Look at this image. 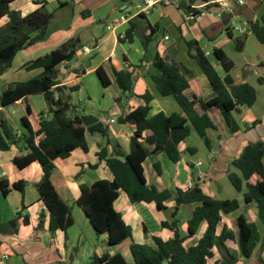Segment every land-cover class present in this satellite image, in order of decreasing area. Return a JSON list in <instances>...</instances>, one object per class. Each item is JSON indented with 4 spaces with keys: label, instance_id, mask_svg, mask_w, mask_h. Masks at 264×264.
I'll return each instance as SVG.
<instances>
[{
    "label": "crops",
    "instance_id": "0c3cea01",
    "mask_svg": "<svg viewBox=\"0 0 264 264\" xmlns=\"http://www.w3.org/2000/svg\"><path fill=\"white\" fill-rule=\"evenodd\" d=\"M42 5L54 13L49 35L44 41L17 53L12 67L0 76V95L10 85L26 82L41 74L42 70L39 69L27 71L24 68L25 64L50 53L69 39L79 37L81 48L77 51L75 59L68 64L67 68L60 67L61 86L78 85L80 88L77 92H81L82 78L94 75L98 80L95 71L100 66L104 68L112 84L108 88L100 84L98 87L101 92L100 96L104 98V92L113 86H116L118 90L110 116H107L105 108L96 106V97L89 92L87 93L88 104L93 105L94 110H90L91 108H87L84 104L76 105L73 102V96L77 92L71 93V102L78 107L79 112L93 114L108 126L110 138L118 145V154L129 152V141L135 127L119 123V127L113 128L109 121L114 119L118 122L119 117L145 105L142 99L145 94L148 93L152 97L149 103L151 108L149 116L160 112L167 115L181 113L175 100L172 97H162L148 77L149 72H154L152 61L156 53L168 62L181 63L191 70L194 73L193 80L196 82L198 95L204 99L213 98L215 93L201 72L197 60L189 55L185 40L195 41L221 76L224 75V71L214 56V49H222L234 61L235 68L231 72L232 77L235 81L241 79L243 83L251 84L257 91V99L252 107H241L234 114L241 127L235 133L230 132L217 109L209 112L216 127L207 130L208 139L216 143L215 151H209L212 160L209 171H197L193 169V164L191 168L186 162L181 167L175 165L171 169H164L161 163L167 158L165 153H158L148 158L143 165L148 185H156L173 192L176 189L187 190L189 185L201 176L203 179H199L200 187L206 195L218 200L228 199L217 197H220L222 181L228 178V173L237 172L231 167L232 161L241 155L249 143L256 141L264 143V44H261L250 30V22L260 21L264 15V0H243L242 4L239 0H222L216 3L209 13L194 22H187L177 5L158 7L148 13L135 16L136 11L132 12L133 8L136 10L135 0H17L11 6L25 16ZM108 8H111V15L119 11V13H124V16L120 20L112 19L104 12ZM128 16L129 18L124 22L123 18ZM7 22V17L2 18L0 27ZM131 22L136 26L133 42L119 40L124 36ZM101 24L106 25L103 36L95 38L94 30ZM115 24L118 25L114 27ZM171 32L177 33L181 41H172ZM137 38L141 40L143 55L138 64H133L129 53ZM85 47L91 50L89 54L83 53ZM119 50L122 52L123 62L118 60ZM192 53L195 54L194 51ZM99 55H101L100 58H97ZM238 63L243 64L240 71ZM113 68L118 71L134 72L135 84L132 94L122 93L115 83ZM187 94L190 95L191 91ZM27 105L31 109L29 116L26 110ZM10 107L19 109V117L13 116V113L17 111L10 112L8 109ZM48 109L42 94H31L11 106L4 108L0 106V121H6L15 133L21 134L23 130L20 126V119L22 117H27L33 129H36L38 116L43 112L46 113ZM87 141L89 151L86 153L77 149L68 158L57 159L56 169L51 177L62 200L72 207L75 224L66 233L58 230L52 234L49 230V213L40 201L36 188L43 176L41 167L35 163L25 169H19L13 160L20 154L21 149L0 151V178L9 185L7 196H4L0 190V221L8 222L17 213L21 215L17 233L0 234V264H90L95 257H100L106 252L107 239L105 236L96 235L85 213L77 205L80 185L92 186L98 180L112 179L106 162L98 157L106 140L99 134H88ZM180 149L184 152L190 148L183 143ZM108 151L115 155L114 145H108ZM181 161L182 158L178 163ZM153 162L160 163L161 174L155 171ZM255 180L256 177L252 179L253 182ZM212 181L215 184L214 188ZM16 183H20L23 192L13 188ZM230 198L237 199L240 202V208L236 212L222 216L217 235L224 227L236 232L232 222L244 216L257 225L261 239H264V227L259 222L256 206L246 204L243 193L237 191ZM114 205L125 223L131 227L135 243L155 247L153 240L155 237L162 240L174 237L173 231L162 226V223H171L173 220L174 197L166 203L167 209L161 211L155 203H133L121 191ZM199 205V203L186 204L178 209L176 217L179 221L178 230L179 234L185 237V247L197 245L206 231V223H203L193 236H189L188 221ZM75 209L78 213L74 211ZM41 213H44V223L42 228H38ZM24 217L28 218L27 223L24 222ZM226 244L237 259L235 264H260L259 255L264 260L262 240L257 244L249 259L242 256L236 242L229 240ZM130 245L131 241L127 240L111 248L108 254L114 256L120 253L128 263H133ZM214 254L213 258L208 259L207 264H222V254L217 248L214 249Z\"/></svg>",
    "mask_w": 264,
    "mask_h": 264
},
{
    "label": "trees",
    "instance_id": "16d2710c",
    "mask_svg": "<svg viewBox=\"0 0 264 264\" xmlns=\"http://www.w3.org/2000/svg\"><path fill=\"white\" fill-rule=\"evenodd\" d=\"M17 0H0V20L8 18V22L0 27V76L12 67L18 52L44 41L49 35L50 24L54 13L42 5L35 11L23 16L12 8ZM210 0H180L177 4L184 16H197L200 10L194 6L203 5ZM215 4H208L203 10H210ZM85 14V13H83ZM250 30L257 40L264 44V15L260 21L250 22ZM136 26L130 23L121 41L133 42ZM152 31L150 32L151 35ZM189 55L197 60L201 72L211 85L215 96L211 99L199 97L194 73L183 64L166 61L159 53L153 57L152 68L148 77L162 97H172L181 109V113L167 115L160 112L149 116V103L152 97L147 93L142 96L145 105L119 117L118 122L135 127L129 141V152L118 154V145L110 138L107 125L93 114L78 111L73 105L71 93L77 92L79 86H61L60 67L67 68L81 48V40L74 37L63 43L57 49L40 56L27 64V71L42 70L41 74L26 82L14 83L0 95V106L8 107L19 100L26 99L31 94H42L49 107L46 113L38 116V127L33 129L27 117L20 119L21 134L15 133L6 121H0V151H9L12 146L21 149L13 162L19 169H25L37 163L43 172L41 181L36 185L39 199L49 213V230L52 234L61 230L67 232L75 219L72 207L62 200L56 191L51 177L56 169L57 159H66L72 152L81 149L89 151L88 134H99L106 140L98 154L100 160L106 162L112 174L111 180H98L92 186L80 185V197L77 205L88 218L97 236L110 237L106 242V252L95 257L90 264H207L208 259L215 256L217 248L222 254V264H235L236 257L227 247L231 240L238 244L241 254L249 259L257 244L264 239L258 232L257 225L244 216L235 219L232 224L236 232L224 227L217 235L218 225L222 216L236 212L240 208L237 199H214L206 195L200 187V181L187 190L162 189L156 185H148L144 172V163L158 153H165L167 158L178 163L182 158L181 144L185 143L192 129L211 148L207 130L215 129L209 112L217 109L231 133L241 129L234 114L241 107H252L257 99L256 89L249 83L234 85L235 79L231 72L235 68L232 61L222 49H214V56L223 68L221 76L204 53L193 40H185ZM147 47L145 43V48ZM195 52L193 54L192 52ZM115 83L122 93H133L135 74L133 71L112 69ZM95 74L100 84L108 88L112 82L104 68L100 66ZM69 93H65V91ZM188 91L191 94L188 95ZM27 115L31 109L27 105ZM184 113V115H182ZM108 145H114L115 155L108 151ZM194 153L193 149H188ZM191 168L193 165L189 164ZM231 167L237 172H229L228 179L233 188L243 193L246 204H254L258 219L264 227V143L256 141L249 143L241 155L232 161ZM153 168L162 173L159 162H153ZM256 177L253 182L252 179ZM13 188L23 192L20 183ZM0 190L4 196L9 194V185L1 180ZM124 192L133 203H155L159 210H166V203L174 197L175 209L171 223L164 222L162 226L174 232V237L162 240L155 237V247L137 244L133 241L132 229L125 223L120 212L115 208V201L120 192ZM199 203L188 221L189 236H193L201 224L206 223V231L197 245L185 247V237L179 234L176 218L181 205ZM20 213L8 222L0 221V234L17 233ZM39 226L43 227L44 213L39 216ZM24 222L28 218L24 217ZM130 240V252L133 263H128L125 257L118 253L108 254L123 242ZM260 264H264L261 255Z\"/></svg>",
    "mask_w": 264,
    "mask_h": 264
},
{
    "label": "rangeland",
    "instance_id": "374dc122",
    "mask_svg": "<svg viewBox=\"0 0 264 264\" xmlns=\"http://www.w3.org/2000/svg\"><path fill=\"white\" fill-rule=\"evenodd\" d=\"M135 11H136L135 8H133L132 12L134 13ZM104 12L108 16L110 15L112 17V19L117 18L118 20H120L122 18V16H124V13L123 14L119 13V11H117L116 14L111 15V8L106 9ZM171 35L173 36L172 41L173 40L181 41L180 37L177 33L171 32ZM126 47L128 48V45H126ZM142 55H143L142 43H141V40H139L137 38L135 40V43L132 45V51L129 53V57H130L133 64H138L139 59L141 58ZM100 56L101 55H99L97 58H100ZM117 56H118V60L123 62L121 50H119L117 52ZM242 67H243V64L242 65L239 64L238 70L240 71L242 69ZM99 86H100V83L94 77V75L82 78V80H81V87H82L81 92H77L74 94L73 102L76 105L84 104V106H86L87 108H91L90 110H94L95 107L93 105L88 104L87 93L89 92L90 94H92L96 97V101H95L96 106L101 107V108H105L107 110V116L109 117L111 109L115 105L114 100H115L116 96L118 95V90H117L116 86H113L110 89H108L106 92H104L105 97L102 98L100 96L101 92H100V90H98ZM8 109L10 110V112H12L14 110L17 111L15 113H13V116L15 118L19 117V111H18L19 109L17 107H10ZM110 125H111V127L116 128V127H119V122H116L115 124L111 123ZM209 142H210L211 148H208L205 145L204 141L194 131V129H192V131H191L189 137L186 139L185 143L187 144V146L190 149H193L195 152L190 153L189 151H184L182 153L181 163H177V164H174V163L170 162L167 158H165L164 161H162V163H161L163 168L164 169H171L175 165H177L178 167H181L186 162V163L191 164V165L193 164L194 165L193 169H197V171L208 172L210 165H211V162H212L209 151L214 152L215 147H216V143L214 141L209 139ZM199 163H201V164H199ZM222 183H223V187H222L220 194H219L220 197H217V198H228L229 199L230 197L234 196L236 190L231 185L229 179L225 178L222 181ZM214 185L215 184L212 181V187L213 188L215 187ZM74 211L76 213H78V211L76 209Z\"/></svg>",
    "mask_w": 264,
    "mask_h": 264
},
{
    "label": "built area",
    "instance_id": "2783aa9c",
    "mask_svg": "<svg viewBox=\"0 0 264 264\" xmlns=\"http://www.w3.org/2000/svg\"><path fill=\"white\" fill-rule=\"evenodd\" d=\"M135 1H136L135 16L141 15L143 13H148L151 10L158 8V7H163V6H168V5H177L180 2V0H135ZM221 1L222 0H210V2L205 3L203 5L194 6L195 9H198L201 11L200 14H198L197 16H192V15L186 16L185 17L186 21L187 22H194V21L199 20L201 18V16L210 12V10H203L202 9L203 7H205L208 4H216V3H219ZM239 2L242 4L243 0H239ZM128 18H129V16L124 17L123 21L125 22ZM117 25L118 24H115L114 27ZM165 39H168V37H165ZM90 52H91V50L88 47L83 48L84 54H89ZM109 122L115 123L116 121L114 119H111ZM199 164H201V163H199ZM200 178H201V176H198V179H200ZM201 179H203V178H201ZM0 184H1V178H0ZM193 185H194V183H191L188 188L192 187Z\"/></svg>",
    "mask_w": 264,
    "mask_h": 264
},
{
    "label": "water",
    "instance_id": "95a60500",
    "mask_svg": "<svg viewBox=\"0 0 264 264\" xmlns=\"http://www.w3.org/2000/svg\"><path fill=\"white\" fill-rule=\"evenodd\" d=\"M105 28H106V25L105 24L98 25L95 28V30H94V37L95 38H101L103 36V33L105 31ZM241 82H242V80L241 79H238V80H236L234 82V85H239ZM182 115H184V113H182ZM12 149L13 150H16L17 147L14 145V146H12ZM109 237H110V234L109 233L105 234V238L106 239H109Z\"/></svg>",
    "mask_w": 264,
    "mask_h": 264
}]
</instances>
